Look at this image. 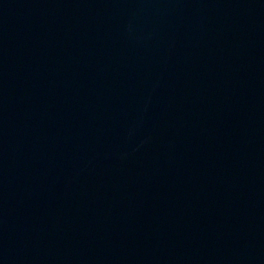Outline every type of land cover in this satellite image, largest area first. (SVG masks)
Listing matches in <instances>:
<instances>
[{
	"label": "water",
	"instance_id": "95a60500",
	"mask_svg": "<svg viewBox=\"0 0 264 264\" xmlns=\"http://www.w3.org/2000/svg\"><path fill=\"white\" fill-rule=\"evenodd\" d=\"M0 264H264V0H0Z\"/></svg>",
	"mask_w": 264,
	"mask_h": 264
}]
</instances>
